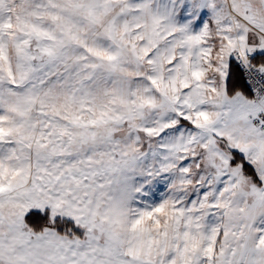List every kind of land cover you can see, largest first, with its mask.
Here are the masks:
<instances>
[{"label": "snow or ice", "instance_id": "obj_1", "mask_svg": "<svg viewBox=\"0 0 264 264\" xmlns=\"http://www.w3.org/2000/svg\"><path fill=\"white\" fill-rule=\"evenodd\" d=\"M0 264H264V0H0Z\"/></svg>", "mask_w": 264, "mask_h": 264}]
</instances>
